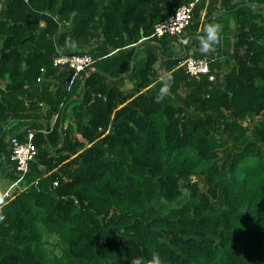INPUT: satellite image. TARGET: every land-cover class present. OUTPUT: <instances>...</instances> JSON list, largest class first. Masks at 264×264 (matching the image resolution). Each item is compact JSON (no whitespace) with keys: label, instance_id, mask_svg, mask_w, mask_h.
I'll list each match as a JSON object with an SVG mask.
<instances>
[{"label":"trees","instance_id":"obj_1","mask_svg":"<svg viewBox=\"0 0 264 264\" xmlns=\"http://www.w3.org/2000/svg\"><path fill=\"white\" fill-rule=\"evenodd\" d=\"M246 2L0 0V264H264V7ZM184 3V32L154 36ZM58 55L94 62L68 81Z\"/></svg>","mask_w":264,"mask_h":264},{"label":"built area","instance_id":"obj_2","mask_svg":"<svg viewBox=\"0 0 264 264\" xmlns=\"http://www.w3.org/2000/svg\"><path fill=\"white\" fill-rule=\"evenodd\" d=\"M194 3H184L180 5L170 16L159 21L155 25L154 36L163 37L166 35L182 34L192 21ZM94 62L90 55H58L55 65H67L74 70L75 74L90 66ZM187 71L191 75L209 74L210 79H214V74H210V65L206 58H189L186 61ZM13 158L18 160L19 169L26 172L30 163L36 158L37 147L34 143V132L29 131L25 141L13 138Z\"/></svg>","mask_w":264,"mask_h":264},{"label":"clouds","instance_id":"obj_3","mask_svg":"<svg viewBox=\"0 0 264 264\" xmlns=\"http://www.w3.org/2000/svg\"><path fill=\"white\" fill-rule=\"evenodd\" d=\"M252 3L253 6L264 7V4L258 5L256 0H252ZM221 32L222 25L220 23H205L202 28V34L199 37V51L204 54H208L209 52L213 51L219 42ZM158 79L160 80V87L158 89V94L154 97L156 102H160L166 96L170 95V82L172 80V76L169 74L165 79ZM130 264H165V262L157 252H153L150 259H145L143 256L131 258Z\"/></svg>","mask_w":264,"mask_h":264},{"label":"water","instance_id":"obj_4","mask_svg":"<svg viewBox=\"0 0 264 264\" xmlns=\"http://www.w3.org/2000/svg\"><path fill=\"white\" fill-rule=\"evenodd\" d=\"M243 5L250 6V7H254L252 2H246V3L243 4ZM240 6H241V5H238L235 9L239 8ZM228 11H229V10H224V11L216 12V13H214L213 15H214L215 17H217V16H221V15L227 13ZM263 11H264V10H263ZM207 23H208V21H207ZM142 35H143V33H142ZM138 47H139V44H138L137 47H136L135 53L137 52ZM134 57H135V54H134V56H133V61H134ZM73 77H74V71L71 70L70 73H69V76H68V78H67L68 81H70ZM37 164H38L37 160H34L33 163H32V165H33L34 167L37 166Z\"/></svg>","mask_w":264,"mask_h":264},{"label":"crops","instance_id":"obj_5","mask_svg":"<svg viewBox=\"0 0 264 264\" xmlns=\"http://www.w3.org/2000/svg\"><path fill=\"white\" fill-rule=\"evenodd\" d=\"M257 9V8H256ZM220 12V11H219ZM227 13H231V10H229ZM227 13H225V14H227ZM218 17V16H217ZM229 19H230V25H231V27H234L235 26V19H234V17L233 16H231V15H229ZM223 31H224V29H223ZM225 32V31H224ZM223 36H224V33H223ZM187 40V39H186ZM221 44H222V41H221V39H219V42H218V46H217V48H219L220 46H221ZM224 70V69H223ZM0 97H1V95H0ZM13 128L12 129H15L17 132H19V131H21L22 130V127H21V125L19 124V122H16V123H14L13 124Z\"/></svg>","mask_w":264,"mask_h":264},{"label":"rangeland","instance_id":"obj_6","mask_svg":"<svg viewBox=\"0 0 264 264\" xmlns=\"http://www.w3.org/2000/svg\"><path fill=\"white\" fill-rule=\"evenodd\" d=\"M177 51H179V48H177Z\"/></svg>","mask_w":264,"mask_h":264}]
</instances>
